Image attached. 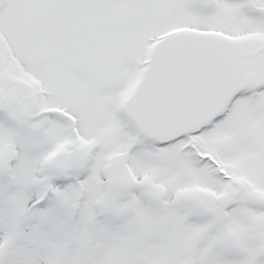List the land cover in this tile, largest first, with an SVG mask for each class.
<instances>
[{"label": "snow or ice", "instance_id": "obj_1", "mask_svg": "<svg viewBox=\"0 0 264 264\" xmlns=\"http://www.w3.org/2000/svg\"><path fill=\"white\" fill-rule=\"evenodd\" d=\"M0 264H264V0H0Z\"/></svg>", "mask_w": 264, "mask_h": 264}]
</instances>
